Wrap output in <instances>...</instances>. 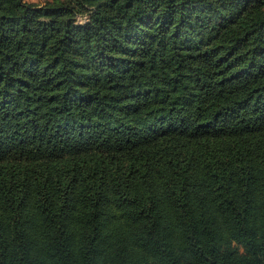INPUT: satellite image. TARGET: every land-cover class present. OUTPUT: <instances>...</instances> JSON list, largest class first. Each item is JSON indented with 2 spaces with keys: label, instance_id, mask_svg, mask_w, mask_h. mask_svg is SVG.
I'll use <instances>...</instances> for the list:
<instances>
[{
  "label": "trees",
  "instance_id": "obj_1",
  "mask_svg": "<svg viewBox=\"0 0 264 264\" xmlns=\"http://www.w3.org/2000/svg\"><path fill=\"white\" fill-rule=\"evenodd\" d=\"M0 264H264V0H0Z\"/></svg>",
  "mask_w": 264,
  "mask_h": 264
},
{
  "label": "rangeland",
  "instance_id": "obj_2",
  "mask_svg": "<svg viewBox=\"0 0 264 264\" xmlns=\"http://www.w3.org/2000/svg\"><path fill=\"white\" fill-rule=\"evenodd\" d=\"M35 1H40L41 2V1H44V0H35Z\"/></svg>",
  "mask_w": 264,
  "mask_h": 264
}]
</instances>
